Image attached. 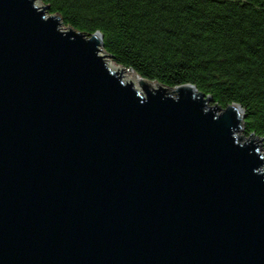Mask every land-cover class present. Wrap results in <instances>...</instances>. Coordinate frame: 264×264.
<instances>
[{"label": "water", "instance_id": "95a60500", "mask_svg": "<svg viewBox=\"0 0 264 264\" xmlns=\"http://www.w3.org/2000/svg\"><path fill=\"white\" fill-rule=\"evenodd\" d=\"M0 0V264H264V137L192 84L114 66Z\"/></svg>", "mask_w": 264, "mask_h": 264}, {"label": "trees", "instance_id": "16d2710c", "mask_svg": "<svg viewBox=\"0 0 264 264\" xmlns=\"http://www.w3.org/2000/svg\"><path fill=\"white\" fill-rule=\"evenodd\" d=\"M42 2L65 26L100 31L103 50L143 79L242 106L244 132L264 137V0Z\"/></svg>", "mask_w": 264, "mask_h": 264}, {"label": "rangeland", "instance_id": "374dc122", "mask_svg": "<svg viewBox=\"0 0 264 264\" xmlns=\"http://www.w3.org/2000/svg\"><path fill=\"white\" fill-rule=\"evenodd\" d=\"M41 2H42V0H41ZM43 3V2H42ZM44 4V3H43ZM63 26L65 27V28H67L68 26H65L64 24H63ZM108 59H110V62L113 64V65H115V66H119V65H117L114 61H113V59L110 57V58H108ZM121 67V66H120ZM239 134L241 135V136H243V137H249L250 136V134H246L245 132H244V128H243V124H242V128L239 130ZM261 144V152H264V149H263V147H262V142L260 143ZM263 169H264V164H263Z\"/></svg>", "mask_w": 264, "mask_h": 264}, {"label": "bare ground", "instance_id": "6f19581e", "mask_svg": "<svg viewBox=\"0 0 264 264\" xmlns=\"http://www.w3.org/2000/svg\"><path fill=\"white\" fill-rule=\"evenodd\" d=\"M62 26H63V24H62ZM63 28L64 29H66V30H68V27L67 28H65L64 26H63ZM103 48V47H102ZM109 61H110V59H108ZM115 66V65H114ZM120 67V66H119ZM120 68H123V67H120ZM124 70H126L125 68H123Z\"/></svg>", "mask_w": 264, "mask_h": 264}]
</instances>
